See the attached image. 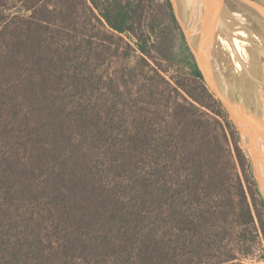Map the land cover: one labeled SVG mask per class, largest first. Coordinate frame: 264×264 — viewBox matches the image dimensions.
Masks as SVG:
<instances>
[{
    "label": "trees",
    "instance_id": "16d2710c",
    "mask_svg": "<svg viewBox=\"0 0 264 264\" xmlns=\"http://www.w3.org/2000/svg\"><path fill=\"white\" fill-rule=\"evenodd\" d=\"M42 1L0 0V264H237L255 195L205 84L143 73L142 0Z\"/></svg>",
    "mask_w": 264,
    "mask_h": 264
},
{
    "label": "rangeland",
    "instance_id": "374dc122",
    "mask_svg": "<svg viewBox=\"0 0 264 264\" xmlns=\"http://www.w3.org/2000/svg\"><path fill=\"white\" fill-rule=\"evenodd\" d=\"M44 1H42L40 4H42ZM24 2L25 0H20L21 4ZM169 2H170L169 0H142L141 2L142 6L144 7L141 31L145 32L144 35L148 34V31L151 32L150 34H148L150 36V41L148 42V48L150 49L151 55L154 57V60H149V62L151 63V67L148 66L143 67V73H146L151 78L155 76V72L153 69L159 70L160 72L162 71L161 74L167 78V80L171 83V85L174 88H176L177 83H180L178 84L180 86L184 85L185 87H187V88L182 87L178 89L179 93H181L180 96H178L174 91H172L171 88L167 86L161 87V90H163V92L165 93L167 92V94L173 92V95L178 97L179 100L182 101L183 96H186L188 98V94L185 91L190 90L191 92L196 93V91L194 90L196 85L203 86L205 83L200 79H195L191 75L193 71V67L196 66V62L192 53L190 52L189 47L186 44L179 23L175 18L172 4L171 2L169 4ZM259 3L260 4L262 3L264 7V0H259ZM229 4L232 5L230 2H227V4H225L223 8H225V10L229 14L233 15L235 18H237V20H239V18L241 17V11L230 12L231 10H227ZM215 5L218 6L219 4L216 3ZM88 16L89 14L86 12L81 13L82 21L86 23H90L91 19ZM256 16L258 17L257 19L255 18ZM254 19H255V24L258 26V30H254V26L253 24H251V21L249 20L247 22L242 20L241 24L242 26H245V28L246 27L248 28L246 39L244 41V47L247 56L249 58V66H251V70L254 75V84L256 89L255 93H257L258 92L257 90H259V96H260V94L263 92V95L259 97L261 98L262 102L258 100L259 107L262 106V108H264V89L261 86L262 83H259L260 75L262 74L263 76L264 73L262 70L264 69V65H263L264 21L261 20L259 14H254ZM237 20L235 21L238 23ZM230 21L231 20L229 19V22ZM221 26L223 31L227 33L228 36H226L227 38L225 39L228 40V38L232 37V35L229 36V29L226 28L225 24ZM136 29L137 32H139V35H141L142 32H140V27L137 26ZM96 32L97 31L96 30L94 31L90 26H87L85 28V33L88 35L94 34ZM219 35L222 36L221 32L219 33ZM124 38L126 39L127 42L131 44L133 50L136 51V55H140V52L138 51V48L136 46V38L133 35H126L124 36ZM224 41L222 42L226 46L225 47L226 50H230L231 42L228 40L229 43L228 42L225 43ZM251 41L254 42L255 44L252 45ZM217 44H218V39L216 38L214 42L215 45L214 47H217ZM251 47L252 48L255 47L254 48L255 53H252L253 49ZM113 50H116V47H113ZM226 52L228 53L227 55H229V52L228 51ZM119 53H123V50H120ZM134 54L135 53L131 52L128 58L125 56L123 57L116 56L110 58L106 61L105 65H103L102 68L105 71V73H110L112 75H115L116 73L119 74V72L123 70V67L125 66L124 64L130 63L132 65H136L135 64L136 57H134ZM223 57L225 59V56ZM257 62L260 64L258 65ZM255 65L259 67V75L255 71L256 70ZM135 80L139 81V83L135 84L134 83ZM135 80L132 81V85L130 82V86L133 89L134 93H137V91H139V86L146 85L147 87H149V85L152 84L150 83V81H145L141 79H135ZM245 84H248V80L246 81ZM137 85L139 86L137 87ZM204 86L206 87L210 95L213 97V101H210V103L213 104L216 109L222 111L224 115V119L222 120H224L223 121L224 123H228L227 129L233 134L238 147L242 151L243 157L245 158L246 161L245 163L246 173H243L240 167H238V171L243 181L245 179V176L247 177V179L250 182L252 191L255 195V199L250 198L251 208L255 217V229L253 230V233L252 234L247 232L245 233L244 231L243 233H241L240 229L242 228H236L235 231H232L234 230L233 227L231 229L230 228L231 226H228L226 228L227 229L226 232L224 233L225 240L222 242V246L226 249V251H228L227 254L235 255L236 260L233 263L264 264L263 198L261 196L260 190H258V186L254 177L253 170L250 165L249 158L247 157L245 149L240 143V136L238 131L236 130L233 123L229 119L226 111L224 110L219 100L213 95V93L209 90V88L206 85ZM137 98L138 96H133L132 100Z\"/></svg>",
    "mask_w": 264,
    "mask_h": 264
},
{
    "label": "water",
    "instance_id": "95a60500",
    "mask_svg": "<svg viewBox=\"0 0 264 264\" xmlns=\"http://www.w3.org/2000/svg\"><path fill=\"white\" fill-rule=\"evenodd\" d=\"M169 1L205 85L219 100L239 133L240 143L252 164L254 177L264 200V108L259 107L258 101L262 102L259 97L263 95V92L259 96V90H257V93L248 96L245 84L238 83L237 74L233 77V73L230 72V77L225 78L222 71L224 67L232 69L230 63L232 59L230 58L226 63V61H220L218 54L214 53L215 39L222 30L219 28V15L216 10L213 12V9H216V3L220 4L225 0H208L209 12L206 10L201 20L194 19L190 10L194 4L198 6L197 0ZM244 1L256 5L251 1ZM257 6L264 16L262 4L259 3ZM255 69L258 74L259 67L255 65ZM262 70L264 72V69Z\"/></svg>",
    "mask_w": 264,
    "mask_h": 264
},
{
    "label": "bare ground",
    "instance_id": "6f19581e",
    "mask_svg": "<svg viewBox=\"0 0 264 264\" xmlns=\"http://www.w3.org/2000/svg\"><path fill=\"white\" fill-rule=\"evenodd\" d=\"M184 1H187V0H184ZM197 1H198V6H196L194 4L190 10L192 12V16L194 19L196 18L197 20L198 19L201 20L202 17L204 18V14H205L206 10H208V12H209V8L207 6L208 0H197ZM225 4H226V0L221 2L218 5L219 7L215 5L216 9H213V12L216 10V12L220 18L219 20L221 22H224L226 28L229 29V36L232 35V37L228 38V40L231 42V46H230V50H226V48L223 47L222 44L218 45L219 43H223L222 41H224V40H225L224 41L225 43L228 42V40L225 39V38H227L226 36H228L227 33L225 31H221L222 36H220V35L217 36L218 37V44H217V47H214V53L216 55L218 54L220 61H223V62L226 61V63H228V61H229L228 55H227L228 53L226 51H228L229 54H230V52H232V54L234 56V57L231 56L232 62L234 63L231 65L232 69H228L229 67L228 68L224 67V70L222 71V75L224 74L225 78H228V77H230L229 76V74H231L230 72L233 73L232 74L233 77H234V74H237L238 83H240V84H243V83L245 84L246 81L248 80V84H245V88L247 90V95L252 96L256 92L255 84H254V75H253V72L251 70V66H249V58L247 56V53L245 51V47L243 45L244 41L246 39L248 28L247 27L245 28V26H242V24H241L242 20L247 22L248 19H247V17L244 16V13L241 12V17L239 18V20H237V18H235L233 15L229 14L225 10V8H223ZM255 7L259 8L257 5H255ZM253 9L254 8H252L251 11ZM194 15H195V17H194ZM247 16H249V15H247ZM255 18L257 19L258 17L256 16ZM229 19L231 20L230 22L233 24H229V22H227V20L229 21ZM235 20H237L238 23ZM236 42L239 43L238 47L235 46ZM236 50H238V51H236ZM223 56H225V59ZM261 86L264 87V84H261Z\"/></svg>",
    "mask_w": 264,
    "mask_h": 264
},
{
    "label": "flooded vegetation",
    "instance_id": "af4514ba",
    "mask_svg": "<svg viewBox=\"0 0 264 264\" xmlns=\"http://www.w3.org/2000/svg\"><path fill=\"white\" fill-rule=\"evenodd\" d=\"M248 1H251V2H255V4L256 5H258L259 4V1L258 0H248ZM227 2H230L232 5H230L229 4V6L227 7V10H231L230 12H232V11H235V12H239V11H241V12H243L244 13V16L245 17H247V19L249 20V21H251V24H253V26H254V30H258V26L255 24V19H254V14H259V17L261 18V20L263 21L264 20V16H263V13H261V9H259V8H257V7H255V6H253L254 4H249V3H247L246 1H244V0H226V4H227ZM262 4V3H261ZM262 6H263V4H262ZM252 8H254L252 11H251V9ZM261 14H260V13ZM250 13V14H249ZM249 15V16H247V15ZM253 15V16H252ZM220 23H219V28H220V30H222L223 31V29H222V26L221 25H223L224 24V22H221V21H219ZM227 22H229L228 20H227ZM229 24H231L230 22H229ZM217 39H218V37H217ZM251 43H252V45H254L255 43L254 42H252L251 41ZM250 43V44H251ZM220 44H222V46L223 47H226L223 43H219L218 45H220ZM238 45H239V43L238 42H236V44H235V46L236 47H238ZM244 45V44H243ZM256 47V46H255ZM254 47V48H255ZM252 48V47H251ZM254 48H252L251 50L253 51L252 53H255V51H254ZM259 49V48H258ZM236 51H238V50H236ZM240 54V53H239ZM231 56H233V54L232 53H230L229 55H228V60L231 58ZM230 63H231V65L232 64H234L233 62H232V60L230 61ZM255 63V62H254ZM258 63V62H257ZM260 63H258V65H259ZM258 74H259V72H258ZM259 83H262V84H264V77L262 76V74L260 75V79H259ZM250 165H251V168H252V164L250 163ZM252 170H253V168H252ZM256 180V179H255ZM256 183H257V181H256ZM257 186H258V190H259V185H258V183H257ZM263 198V197H262ZM264 201V200H263Z\"/></svg>",
    "mask_w": 264,
    "mask_h": 264
}]
</instances>
